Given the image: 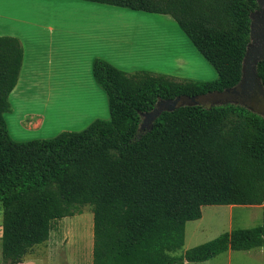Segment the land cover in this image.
Masks as SVG:
<instances>
[{"label":"trees","instance_id":"obj_1","mask_svg":"<svg viewBox=\"0 0 264 264\" xmlns=\"http://www.w3.org/2000/svg\"><path fill=\"white\" fill-rule=\"evenodd\" d=\"M168 15L214 68L211 82L135 74L96 57L93 76L110 118L79 132L17 142L5 114L23 47L0 37L1 264H21L53 223L93 211V264H191L264 247L263 224L233 229L179 254L205 206L264 205V116L234 103L179 106L141 130L160 101L221 95L242 84L258 0H82ZM264 87V61L257 65Z\"/></svg>","mask_w":264,"mask_h":264},{"label":"rangeland","instance_id":"obj_2","mask_svg":"<svg viewBox=\"0 0 264 264\" xmlns=\"http://www.w3.org/2000/svg\"><path fill=\"white\" fill-rule=\"evenodd\" d=\"M0 1L8 5V14L17 20L18 25L30 27V24L38 20L42 27H54L55 35H61L68 43L92 46L98 43L94 39L96 36L107 35L105 44L114 46L113 40L122 38L121 43L126 41L128 50L137 49L138 54H135V59L141 61L143 67L126 72L127 74L146 71L154 75H165L180 82H211L217 79L214 68L207 63L180 30L176 21L168 15L151 14L114 6L97 7V5H91L92 3L76 5L74 0L42 1L38 7L29 0ZM36 12L40 14V17L35 16ZM150 67H155L157 70H152L154 68ZM247 87L248 85L243 83L238 89L225 94L203 97L200 104L205 107L227 103L240 104L264 116V101L259 105L254 104L252 99L247 97ZM35 92L34 89H30L29 92L27 91V94H30L29 98L20 101L32 103V94L35 95ZM238 93L244 96L243 99L238 97ZM20 101L12 97L16 112L20 111ZM171 105L170 102L164 107L168 108ZM109 118L110 116L106 120ZM57 122L59 123L54 127L50 137L53 135L56 137L62 133L58 132L61 129L82 131L76 130L75 126L74 128L69 127L66 116H62ZM150 123L149 119L143 117L141 130L148 129ZM263 208L264 205L203 207L202 218L186 224L185 246L179 254L212 241L233 229H250L261 226ZM0 219H2L1 215ZM82 226L86 227L88 232L85 259L82 257V249L80 250L79 229ZM93 243V211L90 206H87L81 215L55 221L48 243L37 247L28 259H38L43 264H93ZM191 264H264V248L226 252L209 261Z\"/></svg>","mask_w":264,"mask_h":264},{"label":"crops","instance_id":"obj_3","mask_svg":"<svg viewBox=\"0 0 264 264\" xmlns=\"http://www.w3.org/2000/svg\"><path fill=\"white\" fill-rule=\"evenodd\" d=\"M29 1L38 7L42 1L56 0ZM74 3H92L97 7L104 5L82 0H74ZM8 12V5L0 1V37L17 38L23 47L19 80L9 98L11 110L5 114L10 136L17 142L53 138L55 135L50 137V134L62 116H66L68 126H75L76 130H83L95 120H106L110 116L107 95L93 76V61L96 57L103 58L124 72L143 68L141 61L135 59L137 49L128 50L127 42L121 43L122 38L118 36V39L113 40L114 46L105 44L107 35L96 36L94 39L98 43L92 46L68 43L61 35H55L54 27H42L38 20L30 24V27H23ZM35 16L40 17V14L36 12ZM150 68L157 70L155 67ZM30 89L36 91L35 95L32 94L33 102L20 101L29 98L27 91ZM12 97L20 101L19 112L14 111ZM63 131L69 130L61 129L58 132ZM0 215L2 216V212ZM1 237L2 219L0 243ZM21 264L43 263L38 259H28Z\"/></svg>","mask_w":264,"mask_h":264},{"label":"water","instance_id":"obj_4","mask_svg":"<svg viewBox=\"0 0 264 264\" xmlns=\"http://www.w3.org/2000/svg\"><path fill=\"white\" fill-rule=\"evenodd\" d=\"M260 9L251 14V42L248 45L243 61L242 84H247L251 89L256 90L258 96L264 99V87L257 74V65L264 61V0H258ZM168 102L160 101L153 112L143 116L151 122L156 119L163 111H174L179 106H197L198 97H180L172 101L168 108L164 107Z\"/></svg>","mask_w":264,"mask_h":264},{"label":"flooded vegetation","instance_id":"obj_5","mask_svg":"<svg viewBox=\"0 0 264 264\" xmlns=\"http://www.w3.org/2000/svg\"><path fill=\"white\" fill-rule=\"evenodd\" d=\"M240 87V86H239ZM238 87V88H239ZM238 88H236V89H238ZM234 90V89H233ZM247 92H248V95H247V97H250L252 100V102L254 103V104H261V103H263V101H264V99L262 98V96H258L257 95V92H256V90H254V89H251L249 86L247 87ZM225 93H227V92H225ZM225 93H223V94H225ZM222 95V94H221ZM238 97L240 98V99H243V95L240 93H238ZM200 100H201V97L200 98H198V101H199V103H200ZM168 103H170V102H168ZM167 105V104H166ZM152 123V122H151ZM151 123H150V125H151ZM145 124V123H144Z\"/></svg>","mask_w":264,"mask_h":264},{"label":"bare ground","instance_id":"obj_6","mask_svg":"<svg viewBox=\"0 0 264 264\" xmlns=\"http://www.w3.org/2000/svg\"><path fill=\"white\" fill-rule=\"evenodd\" d=\"M79 236H80V240H81V248H80V250L82 249L81 250V252L83 253L82 257L84 258L85 255H86L85 254L86 253V246L88 245L87 244L88 232L86 231V227H84V226L80 227V229H79ZM83 261H85V260H83Z\"/></svg>","mask_w":264,"mask_h":264}]
</instances>
